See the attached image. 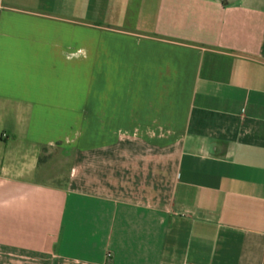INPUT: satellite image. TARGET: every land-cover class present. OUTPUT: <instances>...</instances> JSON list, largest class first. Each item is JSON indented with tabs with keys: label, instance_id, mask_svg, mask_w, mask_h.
<instances>
[{
	"label": "crops",
	"instance_id": "1",
	"mask_svg": "<svg viewBox=\"0 0 264 264\" xmlns=\"http://www.w3.org/2000/svg\"><path fill=\"white\" fill-rule=\"evenodd\" d=\"M0 264H264V0H0Z\"/></svg>",
	"mask_w": 264,
	"mask_h": 264
},
{
	"label": "rangeland",
	"instance_id": "2",
	"mask_svg": "<svg viewBox=\"0 0 264 264\" xmlns=\"http://www.w3.org/2000/svg\"><path fill=\"white\" fill-rule=\"evenodd\" d=\"M91 87L98 92L103 91V94L98 95L96 105H101L103 111L111 113L116 105H131L133 104H147L148 102H156V95H136V94H119L115 92V79L109 78L108 84L104 86L103 79H91ZM80 134H89L90 139L87 144H94L110 140L118 135H138L146 138L150 142L162 143L173 140L177 136L178 126H106L94 127L84 126L80 127Z\"/></svg>",
	"mask_w": 264,
	"mask_h": 264
}]
</instances>
